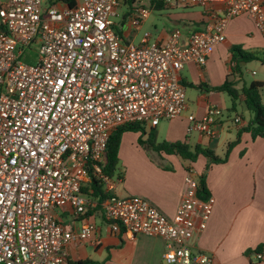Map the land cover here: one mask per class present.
<instances>
[{"label":"built area","instance_id":"obj_1","mask_svg":"<svg viewBox=\"0 0 264 264\" xmlns=\"http://www.w3.org/2000/svg\"><path fill=\"white\" fill-rule=\"evenodd\" d=\"M122 1L0 0V264H64L72 240L94 243L99 227L89 217L74 230L57 216L68 207L86 216L99 208L115 232L162 237L166 264H213L196 247L212 202L199 197L194 169L168 218L144 197L111 194L105 155L111 134L134 122L152 128L185 116L188 134L216 138L228 116L215 104L188 112L181 71L206 65L237 16L249 15L264 35V0H154L203 6L207 23L187 42L176 28L163 42L145 33L139 44L115 28ZM151 10L136 2L129 26ZM34 43L36 59L24 61ZM93 177L109 193L103 200L83 191Z\"/></svg>","mask_w":264,"mask_h":264},{"label":"crops","instance_id":"obj_2","mask_svg":"<svg viewBox=\"0 0 264 264\" xmlns=\"http://www.w3.org/2000/svg\"><path fill=\"white\" fill-rule=\"evenodd\" d=\"M138 1L123 0L115 19L117 32L128 42L141 43L145 33H150L151 41L163 42L176 28L182 31V42H187L194 31L204 30L207 23L203 6L180 8L154 0H141L151 7V13L139 27L131 28L128 18ZM212 5L217 8L222 3L213 1ZM176 20L184 21V24H175L178 22ZM233 47L252 53L254 58L248 62L241 61V67H238V61L233 57ZM248 64L252 67H248ZM246 72L253 77L247 79ZM181 77L185 85L197 89V98L188 110L198 115L213 104L223 109L224 98L221 94L225 93L191 86L200 83L209 88L230 80L236 88L241 89L253 81H260L263 83L264 103V35L249 15L233 18L227 27L225 42L215 46L206 65L188 63L181 71ZM238 103L245 105L243 97ZM226 116L228 119L217 123L219 134L216 138L197 132L188 134V123L182 116L184 119L169 121L170 128L165 140L186 142L192 148L197 145L209 148L223 158L230 144L237 140L239 130L252 121L253 114L250 111L247 116L243 110L237 112L233 119L230 115ZM236 117L240 119L239 122H235ZM156 129L154 127L157 139ZM140 134L124 132L119 149L120 167L117 180L112 177L110 193L144 197L168 218H173L184 197L187 166L190 165L196 176L206 174L212 202L207 227L197 239L196 247L212 255L213 264H264V246L262 250H257L264 244V137L253 138L250 131L242 132L239 141L230 148L227 159L213 163L203 154L190 162L174 154L158 153L151 147L139 144ZM56 214L67 227L74 230L80 227L85 217L99 227L94 243L76 240L69 243V256L64 264L86 261H89L87 264H166L165 241L160 236L133 235L123 228L115 232L100 209L90 211L86 216L76 215L68 207L57 209ZM258 252L263 253L261 260L256 256Z\"/></svg>","mask_w":264,"mask_h":264},{"label":"trees","instance_id":"obj_3","mask_svg":"<svg viewBox=\"0 0 264 264\" xmlns=\"http://www.w3.org/2000/svg\"><path fill=\"white\" fill-rule=\"evenodd\" d=\"M233 57L238 61V67H241L240 62L246 61L254 58V55L250 52H245L240 47H233ZM184 84V83H183ZM185 85V84H184ZM186 86V85H185ZM196 86L200 89H205V91L212 90L217 92H226L233 98V106L232 109L235 110L237 107V101L243 97L244 103L246 107L253 114L252 121L245 127L239 130L238 138L234 142H232L228 148L227 154L225 157H219L215 154L212 149L204 148L202 146L191 147L188 143L182 141H168L163 140L161 142L157 141L156 135L154 133V127L148 129L145 125L134 122L128 123L119 126L110 136L106 155H105V163L103 166L104 172L113 177L117 170L119 164V149L122 141V137L124 132L134 131L140 132V137L138 139L139 144L144 147H151L158 153L165 152L167 154H174L181 157L183 160H188L190 162L196 161L199 154L205 155L210 162L219 163L224 162L227 159V155L230 151V148L239 141V138L244 131H250L253 138L256 137H264V103H263V94L262 87L263 83L260 81H253L248 86H244L241 89L235 87L234 82L227 80L222 85L216 87L207 88L206 85L200 83ZM147 135V138L144 137ZM192 167L187 166V170H190ZM199 178V189L198 195L200 198L204 200H208L211 198V193L206 184V174H202L198 176ZM83 191L87 194L100 196V199L103 200L105 197L109 195L108 192L105 191L104 185L101 181L92 178L89 186H85ZM96 208L94 211L98 210ZM264 244L260 245L257 250H262ZM86 262H76L73 264H87Z\"/></svg>","mask_w":264,"mask_h":264},{"label":"rangeland","instance_id":"obj_4","mask_svg":"<svg viewBox=\"0 0 264 264\" xmlns=\"http://www.w3.org/2000/svg\"><path fill=\"white\" fill-rule=\"evenodd\" d=\"M182 7H184V6H180V8H182ZM179 11H181V9H179ZM172 18H174V17H172ZM173 20H175V19H173ZM166 21H168V20H165V22ZM176 21H178V20H176ZM175 24H178V25L182 26L184 24V21H178ZM136 44H139V43H136ZM36 48H37V44L36 43L32 44V46H31V49L32 50L31 49H28L22 59L24 61L29 60V59H27V57H28L27 54L32 55L33 60L36 59V56H37L36 55V52H37L36 51L37 50ZM248 67H252L251 64H248ZM245 75H246L245 77L247 79H251L253 77V75L250 72H246ZM185 87H186L187 103H188V105H191L192 106L193 105L192 101L197 98V89H195L193 87H189V85H186ZM221 95L224 98L223 111H224L225 115H230V116H232L231 119H233L236 116V113L237 112H241L243 110L245 111V114L247 116L249 115L250 110L244 104L238 103L237 110H233L232 109V106H233V98L228 93H226V92L225 93H222ZM188 112H189V110H188ZM180 118H183L184 119V117H180ZM186 121H188V120L186 119ZM156 128H157L156 130H157V133H158V135H157V139L158 140L157 141L161 142V141L165 140L166 137H167V132H168V130L170 128V126H169V120H163V121H161V123ZM232 132H234V131H232ZM151 153L156 156V153H154V152H151ZM118 167H120V165ZM116 175H117V172L113 176V179H116L117 180Z\"/></svg>","mask_w":264,"mask_h":264}]
</instances>
